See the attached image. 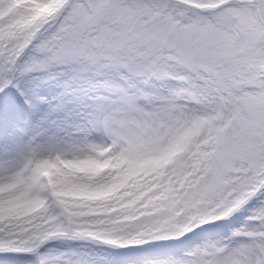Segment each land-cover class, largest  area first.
<instances>
[{
    "label": "snow or ice",
    "instance_id": "1",
    "mask_svg": "<svg viewBox=\"0 0 264 264\" xmlns=\"http://www.w3.org/2000/svg\"><path fill=\"white\" fill-rule=\"evenodd\" d=\"M0 114L7 166L69 127L120 159L183 146L163 179L103 214L52 201L0 223V264H264V0H0ZM252 202L251 227L225 241L179 257L153 247ZM53 242L152 250L96 260Z\"/></svg>",
    "mask_w": 264,
    "mask_h": 264
},
{
    "label": "clouds",
    "instance_id": "2",
    "mask_svg": "<svg viewBox=\"0 0 264 264\" xmlns=\"http://www.w3.org/2000/svg\"><path fill=\"white\" fill-rule=\"evenodd\" d=\"M96 141L68 135L29 143L0 169V223L39 217L56 202L81 218L146 184L163 179L182 158L183 146L164 140L130 159L93 150Z\"/></svg>",
    "mask_w": 264,
    "mask_h": 264
},
{
    "label": "rangeland",
    "instance_id": "3",
    "mask_svg": "<svg viewBox=\"0 0 264 264\" xmlns=\"http://www.w3.org/2000/svg\"><path fill=\"white\" fill-rule=\"evenodd\" d=\"M56 90L50 88L47 90V94L51 99L55 95ZM0 119H7L6 115L0 114ZM70 135H77L75 129L69 127L67 129ZM5 160L3 157H0V169L6 167ZM255 207V202L249 203L244 206L240 211L233 214L231 217L222 220L220 223H213L208 226H205L201 230H198L194 234H189L187 238L182 239L178 243H161L160 246L155 247L156 249L163 250L165 252H172L177 257L182 256L184 253L191 251L195 247V242L197 245L215 242V241H225L228 238L232 237V233L240 230L247 229L251 227L252 222L249 220V217L252 215L253 209ZM101 211V210H100ZM96 211L95 214H103L102 211ZM243 237H234L232 242L238 243L243 240ZM65 243L54 242L53 244L62 251L66 252H77L84 258H93L99 260L102 257H118L122 260L131 261L139 258L144 255L146 252L151 251L152 249H146L143 251L127 250V251H111L103 249L99 246L88 244L86 242H72L74 244L70 245V248L63 247L68 246ZM65 244V245H64ZM75 259V257H74ZM28 258L20 257L17 261V264H28Z\"/></svg>",
    "mask_w": 264,
    "mask_h": 264
},
{
    "label": "bare ground",
    "instance_id": "4",
    "mask_svg": "<svg viewBox=\"0 0 264 264\" xmlns=\"http://www.w3.org/2000/svg\"><path fill=\"white\" fill-rule=\"evenodd\" d=\"M96 211H100V209H98V210H96ZM96 211H95V212H96ZM95 212H93L92 214H95ZM100 212H101V211H100ZM53 243H54V242H53ZM67 243L70 244V245L74 244V243H72V242H67ZM67 243H66V244H67ZM68 244H67V245H68ZM64 245H65V244H64ZM63 247L70 248L69 245H68V246H63ZM26 258H28V257H26ZM28 259H29V258H28ZM17 262H18V261H16L15 264H17Z\"/></svg>",
    "mask_w": 264,
    "mask_h": 264
}]
</instances>
